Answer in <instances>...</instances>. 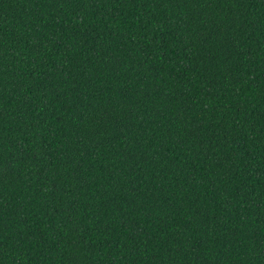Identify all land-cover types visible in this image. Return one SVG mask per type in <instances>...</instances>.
<instances>
[{
	"label": "trees",
	"instance_id": "trees-1",
	"mask_svg": "<svg viewBox=\"0 0 264 264\" xmlns=\"http://www.w3.org/2000/svg\"><path fill=\"white\" fill-rule=\"evenodd\" d=\"M0 264H264V0H0Z\"/></svg>",
	"mask_w": 264,
	"mask_h": 264
}]
</instances>
